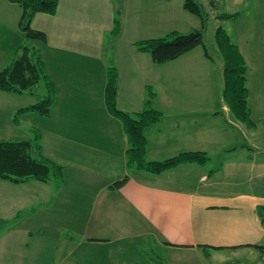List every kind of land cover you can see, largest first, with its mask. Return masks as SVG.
<instances>
[{
  "label": "crops",
  "instance_id": "0c3cea01",
  "mask_svg": "<svg viewBox=\"0 0 264 264\" xmlns=\"http://www.w3.org/2000/svg\"><path fill=\"white\" fill-rule=\"evenodd\" d=\"M170 1L163 0L160 7L166 9ZM209 1L204 0L206 6L200 1L209 17L234 15L220 22L228 26L223 28L247 66V105L254 129L230 113L222 98V67L217 69L216 60L203 50L194 48L156 65L148 53L135 48L136 41L151 39L154 33V0L145 1L146 12L135 8L128 18L123 16L124 5L130 4L125 0L118 8L113 0H59L54 15L33 17L31 28L46 35V42L34 48L55 99L48 117L38 115L50 128L32 126V131H40V151L62 167L63 177L57 183L7 182L10 215L34 209L41 224L36 239L28 228H8L7 243L0 240V258L4 247L7 264H29L24 251L34 242L52 244L54 264H208L212 256L240 250L257 254L253 264L264 262L258 250L247 246L264 244V0H214L216 9ZM9 4L7 23L12 8L17 30L20 9ZM182 12L187 20L194 16ZM13 34H7L12 49L8 47L6 58L17 48ZM109 71L115 73L120 111L141 112L147 91L154 93L149 106L161 116L145 129L147 162L183 152L205 153L208 160L159 174L127 168V138L106 105ZM28 95L29 106L39 100ZM214 105L218 109H211ZM124 176V185L109 188ZM17 187L23 193L20 199L12 198ZM39 200L42 204H33Z\"/></svg>",
  "mask_w": 264,
  "mask_h": 264
},
{
  "label": "trees",
  "instance_id": "16d2710c",
  "mask_svg": "<svg viewBox=\"0 0 264 264\" xmlns=\"http://www.w3.org/2000/svg\"><path fill=\"white\" fill-rule=\"evenodd\" d=\"M7 2L17 5L20 9L17 29L28 39L46 42V35L43 32L31 28V21L37 13L54 15L59 0H7ZM217 6L216 1H209L211 9H216ZM183 9L199 19L200 29H194L187 33L171 32L166 37L139 40L134 43L138 51L150 55L154 64L162 65L173 61L198 46L202 47L205 56L210 57L203 44V29L206 27L209 18L208 12L196 0H184ZM233 16L226 13H217L215 18L220 22ZM117 32L118 26L115 24L113 33L116 34ZM214 41L223 65V101L236 120L242 122L247 128L254 129L255 124L249 117L247 105L246 63L237 46L231 41L221 25L215 28ZM114 74L113 71H109L105 91L106 105L109 113L121 123L125 132L128 144L125 151V165L127 168L145 171L150 174H159L180 164H204L208 160L205 153L183 152L161 161L147 162L145 160L147 146L145 129L156 123L161 116L158 110L149 106L154 93L150 90L147 91L146 107L141 112L127 113L120 111L115 104L116 84ZM40 83L45 89V94L35 104L19 109L18 112L31 111L49 116L51 105L55 99V89L45 73L39 51L28 45L17 46L7 64L0 69V92L34 95V91ZM62 177V167L42 155L37 133L28 140L0 141L1 181L16 185L29 181L41 183L55 181L57 183L62 180ZM127 180V176H124L112 183L109 188H119ZM262 211L264 212V208H262ZM18 216L19 213L15 217ZM261 222L264 224V216L262 215ZM247 246L253 247L264 256V244Z\"/></svg>",
  "mask_w": 264,
  "mask_h": 264
},
{
  "label": "rangeland",
  "instance_id": "374dc122",
  "mask_svg": "<svg viewBox=\"0 0 264 264\" xmlns=\"http://www.w3.org/2000/svg\"><path fill=\"white\" fill-rule=\"evenodd\" d=\"M123 0H113L114 8H118L119 5L122 3ZM127 3H130L127 5V7L124 5V8L126 9L125 18L131 17V14H134V9H138L139 7L145 8L141 11L146 12L147 3L145 1L148 0H125ZM144 1V2H143ZM163 0H154L155 3V29L154 33L152 35L151 39H156L160 37H166L171 32H178V33H187L194 29H200V24L197 18L194 16L191 17L189 20L184 18L182 9H183V0H171L170 5L166 9L163 7H160L162 5ZM206 6L207 3L204 2V0H196V2H199ZM139 2V4H137ZM7 0H0V16H3L5 20H2L0 18V63L4 61V59L7 56L8 45L7 43V34H11L14 32L13 37H17V41H14L13 47L21 46V45H28L30 47L37 46L40 41L37 40H31L26 38L23 33L20 30H14L13 26L15 24L14 18V10L10 8V14L13 16L11 20L7 23ZM11 4V3H10ZM9 4V5H10ZM15 5V4H12ZM14 7H17L15 5ZM124 9V10H125ZM123 10V11H124ZM215 15V14H214ZM122 15L118 17L116 15L117 20H121ZM221 25L222 27L227 30L228 26L226 24H222L219 22L215 16L209 17L207 19L206 27L203 29V44L207 51V53L215 59L217 66L216 68L219 69V66L222 65V59L219 55V52L217 50L214 38H213V32L215 28ZM8 28V29H7ZM110 35V34H109ZM16 42V43H15ZM14 44H16L14 46ZM107 44V41L105 42V46ZM11 47V46H10ZM12 49V47H11ZM195 51L199 52L202 50L201 46H198L194 49ZM218 57L219 59L217 60ZM6 61L0 66V69L3 68L9 58L5 59ZM177 66V65H176ZM175 90H179L178 87L175 88ZM214 86L210 90V93H212V96L214 94ZM178 93L177 91H175ZM34 94H36V97L38 99L41 98V95L45 94V89H43L42 83L37 86V88L34 91ZM21 94H13V93H7V92H0V141H15V140H28L33 138V136L38 131H32V126H35L36 128L43 131L45 128H50L51 123L47 122L46 119L42 117H48L40 115L36 112L27 111L26 113L18 114L17 112L19 109L29 107L30 104V96L28 93H24V95L19 96ZM178 96V95H177ZM209 98L205 99V108L208 109L210 105ZM218 105H214L211 107L214 109ZM38 115L42 116L39 117ZM50 115V114H49ZM16 119L19 120L18 123L15 124ZM27 123H30V125H27ZM20 126V128H18ZM40 135V131L39 134ZM40 144V142H39ZM41 146V144H40ZM12 184V183H11ZM6 185V186H5ZM16 185V184H15ZM16 189V192H12V198L20 199L21 196L23 197V193L20 192V188H14ZM7 181H1L0 180V240L4 238L5 244L7 243V230L8 228L13 227L14 225H19L22 228H28L31 230V237L34 239L36 234V229L38 228L40 224L39 219L35 218V211L33 209V212L30 214L29 210H21L19 212V216H11L10 211L7 208ZM19 204V202H13V205ZM30 204V203H29ZM33 204H42L41 200L33 202ZM34 205V206H35ZM38 206V205H37ZM36 207V206H35ZM53 211H56L57 209H52ZM79 216L74 217V219H78ZM65 218L62 219L66 221ZM70 220V219H69ZM54 223H56L54 221ZM50 236V235H47ZM54 236V235H51ZM36 239V238H35ZM3 245V244H2ZM40 244L34 242L29 251H24L27 255V259L29 260V264H54L55 256L54 255V249L52 247V244H46L44 247L39 246ZM225 256H212L209 260L210 264L213 263H220V264H253L256 260L255 257L257 254L250 250H240L233 253L224 254ZM7 257V251H4L3 247V253L1 254L0 258V264H7V260L5 261ZM5 261V262H4ZM208 262V264H209Z\"/></svg>",
  "mask_w": 264,
  "mask_h": 264
},
{
  "label": "built area",
  "instance_id": "2783aa9c",
  "mask_svg": "<svg viewBox=\"0 0 264 264\" xmlns=\"http://www.w3.org/2000/svg\"><path fill=\"white\" fill-rule=\"evenodd\" d=\"M260 264H264V262L260 263Z\"/></svg>",
  "mask_w": 264,
  "mask_h": 264
}]
</instances>
